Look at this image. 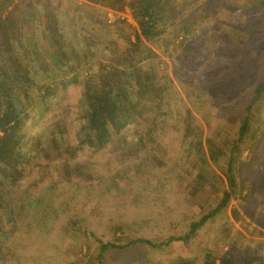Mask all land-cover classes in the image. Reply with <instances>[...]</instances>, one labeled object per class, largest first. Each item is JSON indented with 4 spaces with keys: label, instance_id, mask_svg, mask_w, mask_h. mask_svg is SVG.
<instances>
[{
    "label": "rangeland",
    "instance_id": "374dc122",
    "mask_svg": "<svg viewBox=\"0 0 264 264\" xmlns=\"http://www.w3.org/2000/svg\"><path fill=\"white\" fill-rule=\"evenodd\" d=\"M43 1L51 2L76 53L67 62L75 72L63 73L64 66L52 77L36 62V84L50 91L27 106L23 175L4 183L0 175V264H177L207 254L264 264V97L251 105L264 80L261 0H205L190 12L192 31L168 48L152 45L163 99L143 96L149 109L108 134L101 148L84 141L80 100L104 65L128 66L137 24L129 9ZM43 1L34 4L35 24L26 25L48 56ZM248 107V129L238 142ZM208 139L226 152L218 164ZM229 160L236 195L183 239L231 188ZM139 238L152 244L132 243ZM108 243L122 247L102 251Z\"/></svg>",
    "mask_w": 264,
    "mask_h": 264
},
{
    "label": "trees",
    "instance_id": "16d2710c",
    "mask_svg": "<svg viewBox=\"0 0 264 264\" xmlns=\"http://www.w3.org/2000/svg\"><path fill=\"white\" fill-rule=\"evenodd\" d=\"M42 1L0 0V175L4 179L2 183L6 180L16 181L23 175L26 160L21 156L20 146L26 136L25 126L30 116L27 106L30 101L35 105L40 104L39 98L50 91V88L36 84L37 78L34 77L35 73H38L36 62L41 64L39 70L45 71L47 68L52 70V77L61 73L60 71L57 74V70L63 71L64 66H69V70H64L63 73L75 72L74 65H68L67 62L75 59L76 53L64 37L51 2L41 3L44 6V16L40 33L44 41L51 45L48 56H43L41 46L34 38L36 33L32 26L31 32H28L26 23L31 20V23L35 24L37 17L34 4ZM91 1L104 8L118 11L129 9L137 24L135 41H132V48L125 58L128 66L104 65L99 71L97 84H94L96 86L89 87L80 100L81 117L84 120L82 126L84 141L91 147L101 148L106 145L108 134L121 132L149 109L150 105L143 102V96L150 97L151 100L163 99L164 92L153 61L157 56L155 47L157 45L161 48L165 45L168 48L169 45L175 44V39L181 33L188 34L192 31L191 19L194 20V16L190 15V12L205 0ZM260 5H264V0H261ZM202 10L205 12L206 8ZM203 16L202 14L201 17ZM263 97L264 80L256 87L251 105ZM248 109L240 128L238 142L248 129L251 108ZM189 114L191 115L190 112ZM191 123L192 121L188 125ZM207 145L210 158L217 164L224 159L225 150L216 145L213 139H208ZM228 170L231 188L224 189L222 198L215 208L190 224V231L183 239H187L226 208L232 196L236 195L237 181L231 160L228 162ZM204 178V174L199 175V179ZM174 239L176 238L171 237L170 240ZM169 241L163 244L167 245ZM138 242L150 243L149 240L142 238L132 241ZM116 246L122 247L108 243L102 246V251ZM102 256L103 252H100V259ZM177 264H237V262L227 256L216 259L207 254L201 262L180 258Z\"/></svg>",
    "mask_w": 264,
    "mask_h": 264
},
{
    "label": "crops",
    "instance_id": "0c3cea01",
    "mask_svg": "<svg viewBox=\"0 0 264 264\" xmlns=\"http://www.w3.org/2000/svg\"><path fill=\"white\" fill-rule=\"evenodd\" d=\"M110 14H112V11H108Z\"/></svg>",
    "mask_w": 264,
    "mask_h": 264
},
{
    "label": "built area",
    "instance_id": "2783aa9c",
    "mask_svg": "<svg viewBox=\"0 0 264 264\" xmlns=\"http://www.w3.org/2000/svg\"><path fill=\"white\" fill-rule=\"evenodd\" d=\"M120 16H122V14ZM122 17H124V16H122Z\"/></svg>",
    "mask_w": 264,
    "mask_h": 264
}]
</instances>
